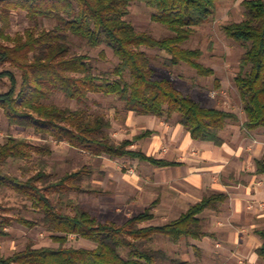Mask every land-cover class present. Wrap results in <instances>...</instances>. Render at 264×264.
Segmentation results:
<instances>
[{
  "label": "trees",
  "instance_id": "1",
  "mask_svg": "<svg viewBox=\"0 0 264 264\" xmlns=\"http://www.w3.org/2000/svg\"><path fill=\"white\" fill-rule=\"evenodd\" d=\"M133 0H0V109L11 124L32 130L43 139L52 137L94 156L111 159L131 158L156 165L171 162L133 149L134 140L117 141L111 134L112 121L105 114L72 109L48 102L59 91L68 98L84 101L91 94L114 96L128 112L171 118L179 122L193 139L222 145V131L230 121H238L234 111L203 105L184 95L167 78L155 77L151 59L144 48L158 49L169 56L167 63H186L200 76H212L215 70L201 62L202 50L185 47L196 27L213 18L221 0H139L154 10L153 18L166 25L170 35L157 38L139 31L128 20ZM244 17L223 25L225 35L245 46L235 83L246 114L244 127L264 128V0H243ZM23 10L31 19H58L51 29L29 27L15 36L8 33L10 12ZM86 41L91 47L110 46L119 62L110 72L96 73L90 57L72 52L68 34ZM216 86L221 87L216 80ZM48 142H32L9 135L0 144V188H12L32 203L41 216L26 218L4 216L0 234L18 222L28 228L43 225L58 246H36L30 241L22 250L0 257V264H191L173 257L155 244L156 236L173 241L202 239L206 230V211L219 212L227 194L210 191L178 218L163 224H150L155 215L148 207L119 223L101 220L86 206L71 197L83 192L86 168L55 177L47 170L46 158L53 154ZM39 156L37 173L27 179L10 175V160H31ZM257 173L264 174V157L256 160ZM255 232L263 243L257 253L264 261V227ZM71 235L83 237L96 247L70 246ZM195 251L198 247L194 246Z\"/></svg>",
  "mask_w": 264,
  "mask_h": 264
},
{
  "label": "rangeland",
  "instance_id": "2",
  "mask_svg": "<svg viewBox=\"0 0 264 264\" xmlns=\"http://www.w3.org/2000/svg\"><path fill=\"white\" fill-rule=\"evenodd\" d=\"M243 0H221L218 8L210 21L202 26L196 27L190 39L184 44L185 47L202 50L201 62L215 70L212 76H200L196 70L186 63L170 66L167 63L168 54L158 49L144 48L151 59L152 67L155 70V77L158 79H170L175 86L184 94L199 100L203 105L217 107L229 111L242 112L243 105L240 92L235 83V77L240 70V60L245 52V46L228 38L223 25L240 21L244 17ZM128 20L132 21L137 30L146 31L157 38L170 35L169 28L153 18L154 10L145 2L133 0L130 7ZM10 28L8 33L15 36L18 32L23 33L29 27H39L40 29H51L61 25L58 19H31L28 13L23 10H12L10 12ZM3 25L0 19V27ZM68 34V33H66ZM72 52L85 54L90 57L96 73L110 72L118 64L119 60L113 49L107 44L98 47H91L83 39L68 34ZM216 80L221 87L216 86ZM9 88V81L1 83L0 92ZM48 102L55 103L62 107L72 109H85L93 114H105L112 121L111 134L117 141L132 139L134 134L140 133L142 126L134 122L127 125L125 121L132 113L125 109L122 101L114 96L102 94H91L84 101H77L68 98L62 92H55ZM132 115V114H131ZM179 114H175L172 122ZM133 122V121H132ZM9 135L24 137L32 142H48L53 148V154L46 158L48 162L47 170L55 177H61L68 172H73L81 168L90 171L83 182V192H73L71 197L77 203L86 206L94 215L101 220H114L119 223L125 222L146 208L150 207L155 217L149 221L150 224H163L178 218L185 212L195 200L188 204L187 200L174 189H158L159 181L144 170L137 167V162L131 158L110 159L107 156H94L89 152L71 147L67 142H58L52 137L41 138L32 130L11 124L0 109V144L4 143ZM131 148H139L131 146ZM193 153V151L191 152ZM197 157V154H191ZM40 157L35 156L31 160L19 159L10 160L8 172L10 175L27 179L38 172L40 167ZM131 168H134L139 176L138 184L132 180ZM206 211L203 216L206 218V230L213 232V221L209 219ZM214 213V212H213ZM4 216L15 218L24 216L26 218H38L41 214L34 209L32 203L24 197L19 196L12 188H0V222ZM220 228L214 231V236L219 245L210 239L216 251L222 250L217 257L212 258L213 264H225L227 262L225 251H238L245 253L248 257L241 256L236 259L237 264H264L262 259L251 261L254 254V247L244 250H237L227 238L226 231H235L237 226L221 224ZM258 227H264L258 226ZM241 229V228H240ZM255 229H250L254 233ZM8 234H0V257L10 256L17 250L24 249L30 241L36 246H58L51 239V233L43 225L28 228L18 222L6 227ZM192 238H181L173 241L163 235H157L155 244L158 248H164L173 257L192 260L196 258L192 250ZM74 247L94 248L96 244L77 235H71L69 244ZM225 254V255H224ZM235 260V259H234ZM242 260V263H239ZM257 260V261H256Z\"/></svg>",
  "mask_w": 264,
  "mask_h": 264
},
{
  "label": "crops",
  "instance_id": "3",
  "mask_svg": "<svg viewBox=\"0 0 264 264\" xmlns=\"http://www.w3.org/2000/svg\"><path fill=\"white\" fill-rule=\"evenodd\" d=\"M234 112L239 120L230 121L222 131V145L213 141L193 139L191 133L179 122V116L172 122L174 116L160 118L130 112L132 115L125 120L127 125L137 122L138 126H142L141 132L135 133L133 138L148 133L134 140L133 145L139 148L133 149L171 162L170 165L160 166L131 159L137 162L138 168L144 170L145 176L148 173L161 183L155 188L174 189L188 204L193 200L195 203L200 201L210 191L223 192L228 196L219 212H207L208 220L213 221V232H209L211 235L202 239L192 240V250L196 258L183 259L191 264H213L212 258L223 252L216 251L210 239L220 246L214 231L224 223L237 226L234 232L226 231V239H229L233 246H237V250L242 248L245 252L254 247L251 261L260 259L256 250L263 241L256 232L250 233L249 230L264 225V174L256 171V160L264 157V128L248 130L244 127L247 119L244 110ZM191 154H197V157ZM133 173L135 174L131 172L130 176L136 185L139 176L135 170ZM194 246L199 248L198 251H195ZM225 253V257H230L226 258L225 264H237L236 259L241 256L248 257L247 254L236 250ZM239 263H242V260H239Z\"/></svg>",
  "mask_w": 264,
  "mask_h": 264
},
{
  "label": "built area",
  "instance_id": "4",
  "mask_svg": "<svg viewBox=\"0 0 264 264\" xmlns=\"http://www.w3.org/2000/svg\"><path fill=\"white\" fill-rule=\"evenodd\" d=\"M130 172H132V173H133V172H134V170H133V169H131V170H130Z\"/></svg>",
  "mask_w": 264,
  "mask_h": 264
}]
</instances>
